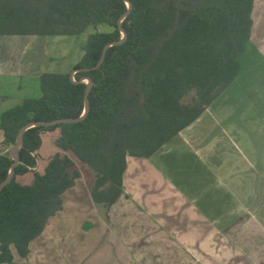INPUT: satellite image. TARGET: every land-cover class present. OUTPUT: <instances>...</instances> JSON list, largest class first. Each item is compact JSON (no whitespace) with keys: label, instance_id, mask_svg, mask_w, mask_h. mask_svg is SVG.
<instances>
[{"label":"trees","instance_id":"obj_1","mask_svg":"<svg viewBox=\"0 0 264 264\" xmlns=\"http://www.w3.org/2000/svg\"><path fill=\"white\" fill-rule=\"evenodd\" d=\"M128 2L132 7L129 14ZM255 0H0V36L91 34L72 73L42 74L39 98L2 114L5 145L23 134L15 176L0 192V264L23 259L48 220L63 210L64 195L81 172L93 175L91 195L107 217L123 194L128 157L150 158L194 123L236 80L251 39ZM123 20V21H122ZM120 21L122 24L120 25ZM124 42L105 47L123 39ZM104 55L100 67L96 68ZM89 78L92 86L87 94ZM59 132L43 172L38 157L44 133ZM14 159L0 155V184ZM33 174L31 184L18 177Z\"/></svg>","mask_w":264,"mask_h":264},{"label":"crops","instance_id":"obj_2","mask_svg":"<svg viewBox=\"0 0 264 264\" xmlns=\"http://www.w3.org/2000/svg\"><path fill=\"white\" fill-rule=\"evenodd\" d=\"M252 19L234 83L163 150L128 157L109 217L90 189L92 211L81 224L93 233L81 242L89 253L56 264H264V0H255ZM48 37L0 36V155L13 148L5 145L2 114L28 99L18 78L41 85ZM11 87L17 94L4 93ZM64 209L31 249L41 237L57 238L51 221Z\"/></svg>","mask_w":264,"mask_h":264},{"label":"rangeland","instance_id":"obj_3","mask_svg":"<svg viewBox=\"0 0 264 264\" xmlns=\"http://www.w3.org/2000/svg\"><path fill=\"white\" fill-rule=\"evenodd\" d=\"M111 30L112 28L109 25L100 24L96 27L89 26L79 35L49 36L48 46H46L43 55L39 58V65L46 72L70 73L74 66L82 59L90 35L96 32H110ZM10 78V80H17L13 77ZM73 79H75V74L73 75ZM18 80L19 83L24 82L25 91L23 95L27 98L41 97L42 90L41 85L38 86V79L21 77L18 78ZM84 82L88 83V80H84ZM4 93L9 95L17 94V88H8ZM56 137L57 134L50 133H44L42 136V146L36 168L40 172L44 171L50 158L57 152H60L56 145ZM66 153L74 159L76 168L81 172V178L77 180L76 186L65 196V209L61 217L51 221L53 227H58L57 231H59V235L51 241H45L46 243H43L42 237L38 239V241L32 245V249L30 248L31 253L26 259L27 264H56L54 258L60 257L61 259H70L76 252H81L82 255L89 253V247H85V245L82 246L81 242L85 240L89 241L93 233L83 230L81 224L89 220L87 214L89 211H92L90 189L94 178L73 154L70 152ZM33 180L32 174L18 177V181L24 184H31ZM79 208H87L88 210L87 212L85 210L82 213H78ZM78 218L80 220H77ZM15 263H25V260L16 252Z\"/></svg>","mask_w":264,"mask_h":264},{"label":"water","instance_id":"obj_4","mask_svg":"<svg viewBox=\"0 0 264 264\" xmlns=\"http://www.w3.org/2000/svg\"><path fill=\"white\" fill-rule=\"evenodd\" d=\"M128 5H129V11H128L127 14L124 16L123 19H125V17L129 14L130 9H131V7H132V5H131L130 2H128ZM122 21H123V20H122ZM122 21H120V25L122 24ZM121 31H122V34H123V36H124L123 39H122L121 41H119V42H115V43H111V44L107 45V46L105 47V50H104V55H105L107 49H108L110 46H112V45H116V44H120V43H122V42H124V41L126 40V38H127V33L125 32L124 29H121ZM104 55H103L101 61H100V62L98 63V65L96 66V68H98V67L101 66V64H102V62H103V59H104ZM75 73H76V71L73 70V72H72V78H73V75H74ZM84 80H88V83H87V84H88L87 94H89L90 89H91V86H92V81H91V79H89V78H84L83 81H84ZM88 111H89V99L86 98V108H85V112H84V115H83L80 119H59V120H55V121H51V122L30 123V124H27L26 126H24V127L21 129L20 136H19V138H18L16 144L13 146V148H12V150H11V152H10V156L14 159V163H13V165H12V167H11V171H10L8 177L6 178V180H4V181L0 184V192H1V190H2L7 184H9V183L12 181V179H13L14 176H15V171H14V170H15V167L17 166V164H18V161H19V160H18V159H19V150L21 149V147L23 146V143H24V142H23V134H24V132H25L27 129H29L30 127H33V126H37V125L52 126V125H56V124H60V123H67V122L79 121V120H81V119H82V118L88 113Z\"/></svg>","mask_w":264,"mask_h":264}]
</instances>
